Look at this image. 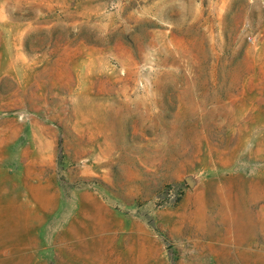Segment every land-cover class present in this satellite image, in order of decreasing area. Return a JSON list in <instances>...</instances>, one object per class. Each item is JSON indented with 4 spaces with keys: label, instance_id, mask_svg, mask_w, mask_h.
<instances>
[{
    "label": "rangeland",
    "instance_id": "obj_1",
    "mask_svg": "<svg viewBox=\"0 0 264 264\" xmlns=\"http://www.w3.org/2000/svg\"><path fill=\"white\" fill-rule=\"evenodd\" d=\"M0 264H264V0H0Z\"/></svg>",
    "mask_w": 264,
    "mask_h": 264
}]
</instances>
